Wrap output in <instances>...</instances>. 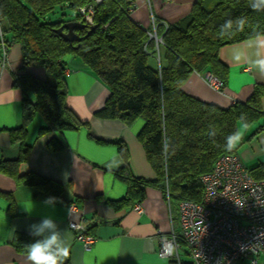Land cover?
Returning a JSON list of instances; mask_svg holds the SVG:
<instances>
[{
	"label": "trees",
	"instance_id": "obj_1",
	"mask_svg": "<svg viewBox=\"0 0 264 264\" xmlns=\"http://www.w3.org/2000/svg\"><path fill=\"white\" fill-rule=\"evenodd\" d=\"M138 2L0 0L5 40L9 46L18 43L21 47L15 83L23 91V123L12 131V141L19 144L20 153L15 159L1 162V170L17 174L29 151L26 127L36 113L44 120L39 134L78 130L87 125L66 103V57L71 55L79 57L110 90L95 116L119 118L126 124L137 118L144 121L138 139L155 177L136 176L126 144L115 140L124 160L115 175L126 184L127 191L122 198L107 203L116 211L129 209L144 200L148 187L161 190L175 204L202 201L201 176L213 169L221 155L235 153L236 148L226 150L227 138L237 132L238 123L251 125L263 117L264 85L256 83L247 100L228 107L198 99L182 86L193 72L211 74L226 85L229 67L221 60L220 49L264 37V12L253 11L248 0H195L186 16L168 22L152 14L154 24L144 27L132 17ZM57 7L68 8L75 15L53 20L51 15ZM238 17L246 18L244 30L222 36L221 26ZM70 21L85 25L75 27L79 40L68 41L61 34L60 27ZM93 25L95 28L89 32ZM152 33L162 41L157 42ZM32 66L43 68L45 76L30 72ZM49 145L56 150L63 148L58 138L51 139ZM249 172L255 179H263L264 165ZM22 177L24 183L32 184L40 179L39 184L51 193L61 191L59 183L31 172ZM86 231L90 233L88 228ZM34 239L19 234L13 245L17 251L27 253Z\"/></svg>",
	"mask_w": 264,
	"mask_h": 264
},
{
	"label": "crops",
	"instance_id": "obj_2",
	"mask_svg": "<svg viewBox=\"0 0 264 264\" xmlns=\"http://www.w3.org/2000/svg\"><path fill=\"white\" fill-rule=\"evenodd\" d=\"M194 1L139 0L132 17L144 27L154 24L152 14L174 22L190 12ZM260 37L263 36L220 49L219 56L229 67V79L223 88L214 89L204 74L193 72L184 82L183 90L220 107L247 100L256 83L264 85V74L253 66L256 59L264 58V48L257 47ZM236 55L241 56L239 61L234 59ZM66 62V103L87 125L78 130L39 134L44 125L39 113L27 125L25 143L29 151L17 174L0 169V264H31L27 253L17 251L13 243L19 234L30 235L29 226L42 223L46 216H51L67 232L70 254L64 264H192L185 245L179 249L178 258L158 254L160 236L172 228L179 230L175 219L178 204L167 199L161 190L146 189L144 200L138 202L141 211L133 208L137 203L119 211L107 203L122 198L127 191L126 184L115 175L124 162L115 140L121 139L126 144L136 176L155 177L138 139L144 121L136 119L126 124L119 118L95 116L94 112L110 95L108 86L79 57L67 56ZM20 66L21 47L13 43L5 68H0V163L15 159L20 153L19 144L12 141V131L23 123V91L15 83ZM28 70L40 77L46 74L37 66ZM262 108L264 111V96ZM244 126L235 153L250 170L264 165V115ZM53 138L61 141L62 149L50 147ZM29 172L59 183L61 191L58 194L47 191L39 184L40 179L33 184L24 183L22 176ZM49 197L56 198L54 207L43 203ZM71 221L83 223L95 236L89 248L75 239Z\"/></svg>",
	"mask_w": 264,
	"mask_h": 264
},
{
	"label": "built area",
	"instance_id": "obj_3",
	"mask_svg": "<svg viewBox=\"0 0 264 264\" xmlns=\"http://www.w3.org/2000/svg\"><path fill=\"white\" fill-rule=\"evenodd\" d=\"M91 21L90 16H86ZM161 42L156 33H152ZM9 45L0 22V68L6 66ZM216 90L224 87L215 76H205ZM201 202L178 204L179 230L160 236L158 254L178 258L187 246L192 264H264V178L255 179L236 153L221 155L211 171L201 176ZM141 211L139 203L133 206ZM75 239L89 248L95 236L86 225L71 221Z\"/></svg>",
	"mask_w": 264,
	"mask_h": 264
},
{
	"label": "clouds",
	"instance_id": "obj_4",
	"mask_svg": "<svg viewBox=\"0 0 264 264\" xmlns=\"http://www.w3.org/2000/svg\"><path fill=\"white\" fill-rule=\"evenodd\" d=\"M248 4L253 11L264 12V0H248ZM245 26V17H238L235 21L227 20L221 26V35H227L231 31H243ZM257 47L264 48V37L259 38ZM257 55L259 56V53ZM234 59L239 61L241 56L236 55ZM253 66L259 73L264 74V58L256 59ZM239 139V131L230 135L225 144L226 150H234ZM43 203L54 207L56 198L49 197ZM29 233L35 238L34 242L28 245L27 251L31 264H64L70 254L67 232L62 231L51 216H46L40 224L30 225Z\"/></svg>",
	"mask_w": 264,
	"mask_h": 264
},
{
	"label": "water",
	"instance_id": "obj_5",
	"mask_svg": "<svg viewBox=\"0 0 264 264\" xmlns=\"http://www.w3.org/2000/svg\"><path fill=\"white\" fill-rule=\"evenodd\" d=\"M77 26H84L85 27V25L80 23V22L70 21V22L64 23L60 27V31H61L62 36L68 41L79 40L78 35L75 33V27H77ZM94 28H95V26L93 25L90 28L89 32H91ZM64 29H67V31H64ZM159 39H161V38H159Z\"/></svg>",
	"mask_w": 264,
	"mask_h": 264
},
{
	"label": "rangeland",
	"instance_id": "obj_6",
	"mask_svg": "<svg viewBox=\"0 0 264 264\" xmlns=\"http://www.w3.org/2000/svg\"><path fill=\"white\" fill-rule=\"evenodd\" d=\"M64 14V15H63ZM70 14H73L75 15V13L71 10H69L68 8H60V7H57L55 9V12L51 15L52 19L53 20H58V18L62 17V18H71L73 16H69ZM63 15V16H62ZM137 119H141L143 120L142 118H137ZM241 128H245V126L242 124V123H238V131L240 132V129ZM178 216V218H177ZM178 223H179V215H178V211L176 212V218H175ZM178 231V230H177ZM238 264H247V262H243V261H239Z\"/></svg>",
	"mask_w": 264,
	"mask_h": 264
}]
</instances>
